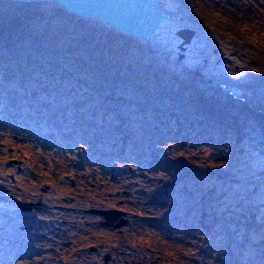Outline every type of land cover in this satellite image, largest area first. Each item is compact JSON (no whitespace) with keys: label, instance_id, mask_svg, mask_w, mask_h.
<instances>
[{"label":"rangeland","instance_id":"obj_1","mask_svg":"<svg viewBox=\"0 0 264 264\" xmlns=\"http://www.w3.org/2000/svg\"><path fill=\"white\" fill-rule=\"evenodd\" d=\"M177 1L160 3L167 30L146 40L122 36L98 20L69 15L60 6L48 15L50 2L0 3V55L76 61L82 74L89 75L86 81L100 103L84 119L87 109L76 108L82 94L75 93L72 103V95L59 86L46 92L37 82L34 98H23L19 104L20 85L0 79V164L14 158L24 169L19 178L22 193L8 191L0 204V264H31L27 253L40 247L39 255L54 247L58 259L72 252H54L64 243L97 244L101 259L102 253L112 256L101 264H178L183 257L194 264L197 253L193 242L189 246L185 239L210 226V216L196 210V198L203 183L213 181L208 171L214 172L215 154L204 147L202 153L183 155L170 150L164 140L155 143L162 126L152 115L155 110L171 117L197 115L220 126L222 133L230 131L234 143L246 140L264 150V54L240 18L246 0H212L218 5L210 0ZM181 28L194 31L184 50L178 49L180 39L175 35ZM216 74H227L235 83L227 88L244 101L222 91L214 81ZM35 76L47 78L40 71ZM217 97L231 104L224 106ZM159 147L165 157L148 166L145 155ZM263 158L258 157L259 165ZM8 166H2L7 174L12 168ZM48 168L58 173L55 178L47 177ZM240 177L224 189L230 194L241 191L247 176ZM43 183L49 185L46 198L55 213L77 214L75 208L83 203L115 207L127 223L114 229L92 222L81 233H72L68 244L61 232L54 240L37 241L26 220L8 223L7 207H16L11 204L16 196L36 195V187ZM19 223L26 226L24 232L17 231Z\"/></svg>","mask_w":264,"mask_h":264},{"label":"trees","instance_id":"obj_2","mask_svg":"<svg viewBox=\"0 0 264 264\" xmlns=\"http://www.w3.org/2000/svg\"><path fill=\"white\" fill-rule=\"evenodd\" d=\"M246 2L240 18L247 26L248 37L264 54V0ZM37 71L47 74V78L38 80L37 75L33 78ZM83 71L76 61L50 62L43 57L0 55V79L7 84L15 80L20 85L19 104L23 103V98H34V87L41 85L48 92L47 89H52L55 84L64 94L72 95V103L75 102V93L82 94L80 97L83 99L76 108L87 109L83 116L85 119L87 111L98 108L100 103L94 101L98 93L94 87H89L86 81L89 75L82 74ZM27 112L25 110L21 114L25 116ZM152 116L156 124L158 122L162 126L159 129L161 134L154 139L155 143L164 140L166 142L163 144L171 146L170 150L183 155L187 152L202 153L204 147L215 154L212 161L214 172L208 171L213 181L203 183L200 188L203 191H198L196 198V210L210 216V226L208 229L201 228L198 234L191 233L185 239L189 246L193 242L192 249L197 253L194 264H264V164L257 163L260 161L258 157H264V150L246 140L234 143L230 131L222 133L220 126L197 115L171 117L155 110ZM152 116H146V119L152 120ZM163 152V148H156L150 155L146 154L144 160L148 166L155 165L165 157ZM137 171L143 172L144 169L137 168ZM245 174L247 178L240 184L241 191L230 194L224 189V185L232 180L240 181V176ZM178 262L192 264L190 259L184 257Z\"/></svg>","mask_w":264,"mask_h":264},{"label":"flooded vegetation","instance_id":"obj_3","mask_svg":"<svg viewBox=\"0 0 264 264\" xmlns=\"http://www.w3.org/2000/svg\"><path fill=\"white\" fill-rule=\"evenodd\" d=\"M25 158V157H24ZM23 158V159H24ZM7 163V166H12V168H9V173L7 174L6 171L2 169V166ZM32 164V160H31ZM37 164V162H35ZM34 164V165H35ZM33 165V164H32ZM1 170H0V204L3 201V196H8V191L11 193L17 191V193H22V187L21 184H19V178L22 177V171L24 170L21 164V161H18L14 158H8L4 162L0 164ZM36 168V165L34 167V170ZM50 168H48V175L47 177L49 179L55 178L56 171L55 169L52 170L50 173ZM33 174V173H32ZM88 174V173H86ZM34 175V174H33ZM90 173L85 176V178H90ZM100 178V176H99ZM92 183V178H90ZM96 180V178H95ZM103 181H99V184H102ZM9 185V187H8ZM37 188L36 195H32L31 193H25L21 194L20 196H16L15 199L11 201L12 205H16V207L8 208L9 214L8 217L15 216L11 219V222H17L18 220H27L31 222V227L35 230H40L42 233L39 235V237H44L48 241L54 240L55 235L59 232L62 233V237L68 238L70 242L71 238V232L74 233V235H77L75 233L76 231H79L81 233L82 228L88 227L92 222L97 224H104L107 227H111L104 222H106L105 217L103 215V211H109V210H118V208H102V207H92L87 206L85 203H83L82 207H76L75 210L78 211L77 214H63V213H55L51 209L53 208V203L51 200H49L47 193L49 191V185L46 183L41 184L40 187ZM7 190V191H6ZM33 188H31L30 192H32ZM2 191V193H1ZM44 196V197H43ZM53 198V197H52ZM88 198H84V200H87ZM37 202V203H36ZM36 203V205L39 204H46L49 205L46 210L42 212L37 211H28L29 204ZM113 213H108L106 215L109 216ZM107 216V217H108ZM122 218V217H121ZM114 219V217H113ZM124 219V218H122ZM112 220V219H110ZM108 221V220H107ZM113 221V220H112ZM119 221V220H118ZM127 221V219H126ZM127 223V222H126ZM69 225V226H68ZM73 225V226H72ZM25 226L23 224H20V230H23ZM86 232V230H85ZM67 243V244H68ZM65 244V243H64ZM63 244V245H64ZM65 245L64 247H66ZM60 249H62V246H59ZM102 259H110L111 254L109 253H102ZM50 260H54L53 256L49 257ZM102 259L100 258V248L98 245H84L80 244L78 249L76 250L75 254L73 256H65L62 261L65 264H86L87 262H94V264H101Z\"/></svg>","mask_w":264,"mask_h":264},{"label":"water","instance_id":"obj_4","mask_svg":"<svg viewBox=\"0 0 264 264\" xmlns=\"http://www.w3.org/2000/svg\"><path fill=\"white\" fill-rule=\"evenodd\" d=\"M1 1V0H0ZM25 4L53 2L70 12L77 18H93L110 27L120 35L131 37L135 40H146L154 36L164 28L166 16L159 4V0H7ZM180 39L178 49L184 50L189 44L194 31L188 28H181L175 31ZM46 206L29 204V209L42 210ZM108 213L119 216V221L114 217L110 220ZM105 224L112 227H120L127 221L122 219V211H103ZM108 216V217H107ZM108 220V221H107Z\"/></svg>","mask_w":264,"mask_h":264},{"label":"bare ground","instance_id":"obj_5","mask_svg":"<svg viewBox=\"0 0 264 264\" xmlns=\"http://www.w3.org/2000/svg\"><path fill=\"white\" fill-rule=\"evenodd\" d=\"M162 1H164V0H159V4L162 2ZM176 2H178L177 0H175ZM1 2H3V3H5V2H7V3H16V2H14V1H7V0H1L0 1V3ZM42 3H45V2H42ZM42 3H40V4H42ZM51 3V5H49L47 8V14L49 13V11H51V10H53L54 9V7H56V6H58L57 4H55V3H53V2H50ZM210 3L211 4H214L213 3V1L212 0H210ZM16 4H21V5H24L25 3H20V2H17ZM214 5H218V4H214ZM160 6H161V4H160ZM67 11V10H66ZM164 13V12H163ZM67 14H69V15H72L70 12H68L67 11ZM48 15H51L50 13L48 14ZM73 16V15H72ZM24 18H26V15H24ZM32 18V15L30 14L29 15V17L28 18H26L27 20H30ZM89 19H91V18H89ZM93 19V18H92ZM94 20H96V19H94ZM166 21H167V19H166ZM165 21V22H166ZM58 26V25H57ZM72 28V27H71ZM166 30H167V28L165 27V24H164V28L163 29H161L160 31H162V32H166ZM159 32V31H158ZM187 45V44H186ZM184 48H185V46H184ZM188 74V73H187ZM220 78H226L227 80H225V81H221L220 80ZM219 79V80H218ZM214 81H218L219 83H225L226 85L227 84H229V85H235V83H234V81L226 74V76L225 75H223V74H216V76H215V80ZM226 89L227 90H229L228 88H227V86H226ZM215 91V90H214ZM209 93H211V91L209 92ZM237 97H242V96H240V95H238L237 93H235V92H233ZM217 99H219L218 97H217ZM205 100H207V98L205 99ZM220 101H222V102H224V103H222L224 106L226 105V106H229L230 104H231V102L230 101H227V100H221V99H219V102ZM207 104L208 105H211V100H209V101H207ZM257 107V106H256ZM220 109V108H219Z\"/></svg>","mask_w":264,"mask_h":264}]
</instances>
